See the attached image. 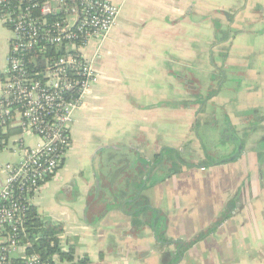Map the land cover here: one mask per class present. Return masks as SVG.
Here are the masks:
<instances>
[{"label": "crops", "instance_id": "1", "mask_svg": "<svg viewBox=\"0 0 264 264\" xmlns=\"http://www.w3.org/2000/svg\"><path fill=\"white\" fill-rule=\"evenodd\" d=\"M110 1L120 13L99 81L32 206L62 224L61 250L92 264H264V0ZM10 38L0 23V74ZM162 150L180 171L147 185ZM16 159L0 151V165ZM139 197L166 220V242L124 212Z\"/></svg>", "mask_w": 264, "mask_h": 264}, {"label": "built area", "instance_id": "2", "mask_svg": "<svg viewBox=\"0 0 264 264\" xmlns=\"http://www.w3.org/2000/svg\"><path fill=\"white\" fill-rule=\"evenodd\" d=\"M119 13L110 0H0V23L11 34L0 74V151L17 158L0 165V264H59L56 255L28 252L24 223L62 165Z\"/></svg>", "mask_w": 264, "mask_h": 264}, {"label": "trees", "instance_id": "3", "mask_svg": "<svg viewBox=\"0 0 264 264\" xmlns=\"http://www.w3.org/2000/svg\"><path fill=\"white\" fill-rule=\"evenodd\" d=\"M15 131L16 130H11L10 134H14ZM152 163H155L158 166L154 171L155 174L152 173V177H148V180L150 181L147 185L149 184L150 186L153 184L151 182L153 175H157V178H160L154 184L160 183L170 176L178 174L180 166L182 165V161L173 150H162L161 153L154 155ZM168 165L170 167L167 168ZM187 166L194 167L193 165ZM143 168L145 169V173L144 170H142L141 173L144 175H147L146 170L148 172L153 169L152 167L148 170V164H146ZM138 188L139 186L137 189ZM132 209L136 210L135 215L133 216L134 219L138 217H145L148 219V224L151 223L153 225L156 239L159 242L167 241V238L165 237L166 227H164L166 226V220L162 218V215L157 210L149 207L148 204L141 199V197L136 198L132 203L125 206L124 212L130 213L133 211ZM218 224H215L209 230L200 233V235L196 236L191 241L186 242L181 246L179 245L180 251L187 249L194 242L199 241L206 235L212 233L217 228L216 226H218ZM133 225H136L135 220L133 221ZM24 227V240L31 244V248L28 249V252L36 253L45 258L57 255V258L61 263L68 262L70 264H92V261L86 256L76 257L74 255L73 248H69L67 251L61 250L59 236L63 231L62 224L46 221L38 214L37 210L33 206H31L27 212Z\"/></svg>", "mask_w": 264, "mask_h": 264}, {"label": "rangeland", "instance_id": "4", "mask_svg": "<svg viewBox=\"0 0 264 264\" xmlns=\"http://www.w3.org/2000/svg\"><path fill=\"white\" fill-rule=\"evenodd\" d=\"M204 118H205V117H203L202 119L205 120ZM204 123H205L204 126L207 127L206 120L204 121ZM204 128H205V127H204ZM204 128L200 129V131H199V134L201 135L200 138L202 137L203 142H204V139H203V136H204V135H203V134H204ZM204 145H206V143H205ZM204 148H205V147H204ZM199 152H200V150H199V151L197 150V152L195 151L194 153H199ZM190 159L195 160V159H197V158L195 157V158H190ZM192 165L195 166L196 164L192 163ZM162 182H164V181H162ZM160 183H161V182H160ZM154 186H155V184H154ZM224 213H225V212H224ZM219 221H220V217L218 216L217 219H216V218L214 219L213 224H212L211 226H209L208 228L206 227V229L204 228V230H201L196 236L200 235V233H202V232H205V231L209 230L211 227H213V225L218 224ZM216 227H217V226H216ZM196 236H195V237H196ZM195 237H194V238H195ZM202 239H203V238H202Z\"/></svg>", "mask_w": 264, "mask_h": 264}, {"label": "water", "instance_id": "5", "mask_svg": "<svg viewBox=\"0 0 264 264\" xmlns=\"http://www.w3.org/2000/svg\"><path fill=\"white\" fill-rule=\"evenodd\" d=\"M240 148V147H239ZM238 152H239V150H238Z\"/></svg>", "mask_w": 264, "mask_h": 264}]
</instances>
